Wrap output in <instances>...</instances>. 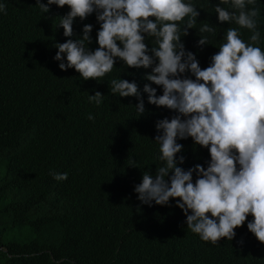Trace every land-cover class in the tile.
Returning a JSON list of instances; mask_svg holds the SVG:
<instances>
[{
  "label": "clouds",
  "instance_id": "clouds-1",
  "mask_svg": "<svg viewBox=\"0 0 264 264\" xmlns=\"http://www.w3.org/2000/svg\"><path fill=\"white\" fill-rule=\"evenodd\" d=\"M34 1L41 25L56 22L50 85L62 102L47 134L32 102L36 54L23 46L16 79L0 89V141L5 103L38 175L19 194L58 191L53 205L67 216L128 203L152 235L168 226L216 246L243 234L251 240L230 264H264V0H218L206 18L196 0ZM110 157L123 172L105 184L102 207L80 180L110 177Z\"/></svg>",
  "mask_w": 264,
  "mask_h": 264
},
{
  "label": "trees",
  "instance_id": "trees-1",
  "mask_svg": "<svg viewBox=\"0 0 264 264\" xmlns=\"http://www.w3.org/2000/svg\"><path fill=\"white\" fill-rule=\"evenodd\" d=\"M217 1L196 3L206 18ZM0 3L5 5V12L0 14V89L6 92L16 79L15 60L23 53V46L36 54L32 78L39 81V94L32 96V102L47 115L44 129L51 134L56 128L50 125V119L62 102V96L53 94L50 85L56 22L41 25L42 12L34 0ZM261 20L264 23V6ZM243 34L246 38L251 35L245 30ZM198 35L212 41L209 33L194 30L190 36L199 39ZM3 109L10 122L7 139L0 141V264H230L234 248L251 240L241 234L232 240L223 238L225 242L214 246L195 235L171 233L168 226H157L154 235L138 229L128 203L103 206L109 199L105 184L123 172L114 157L109 158L113 165L110 177L106 173L95 186L80 180L83 188L91 186V201L104 207L101 214L86 208L67 216L62 207L53 205L59 197L55 190L43 191L37 201L24 198L19 194L22 188L33 191L38 187L37 170L22 161L16 144V119H11L5 103Z\"/></svg>",
  "mask_w": 264,
  "mask_h": 264
}]
</instances>
